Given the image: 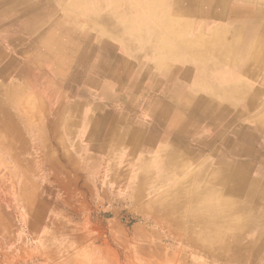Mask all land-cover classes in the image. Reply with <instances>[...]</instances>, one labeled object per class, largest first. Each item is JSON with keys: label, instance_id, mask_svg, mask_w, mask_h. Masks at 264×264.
<instances>
[{"label": "crops", "instance_id": "obj_1", "mask_svg": "<svg viewBox=\"0 0 264 264\" xmlns=\"http://www.w3.org/2000/svg\"><path fill=\"white\" fill-rule=\"evenodd\" d=\"M58 1L52 11L40 14L45 15L43 22L29 21L27 28L24 26L17 32L18 40L28 42L26 47L30 49L21 62L43 64L45 53L53 56L59 46L71 57H85L101 65L104 74L108 68L113 70V77L95 74L97 83L89 84L83 81L91 74L84 65L77 68L79 76L74 81L44 65L50 77L58 81L56 88H63L54 93L56 104L49 126L56 137L63 138L66 153L79 161L91 155L95 160L112 161L116 166L126 164L136 177L140 161L147 164L151 175L168 174L169 169L165 170L162 164L173 146L180 150V182L192 180L193 189L185 185L184 188L193 195L202 173H209L224 154L235 159L244 157L255 167L261 165L259 170L264 176V46L262 49V40H258L264 35V0H225L220 11H213L209 0H182L180 9L165 7L169 0ZM73 3L78 4L82 24L70 19L69 7ZM234 10L237 14H233ZM116 13L133 23L119 25L116 30L110 27L111 23L102 30L84 23L96 15L113 22ZM168 14L180 16V25L184 26L181 39L199 36L211 39L222 31L233 32L232 50L211 45L207 51L198 53L195 47H179L158 20ZM138 17H143L142 23ZM143 23L151 25L155 39L139 38L146 31ZM48 34L54 40L47 46L44 38L48 39ZM126 43L134 48L133 53L127 51ZM6 46L13 47L9 42ZM168 73L173 74L172 81L160 93L152 83ZM216 88L223 90L227 98L212 96ZM169 93L174 98L180 96V133L170 128L173 110L160 122L158 111L149 110L150 100L169 102ZM261 193L257 189L255 215L246 222L248 229L243 234L246 241H240L239 253H232L225 264H264ZM254 239L262 245L261 249L249 247Z\"/></svg>", "mask_w": 264, "mask_h": 264}, {"label": "rangeland", "instance_id": "obj_2", "mask_svg": "<svg viewBox=\"0 0 264 264\" xmlns=\"http://www.w3.org/2000/svg\"><path fill=\"white\" fill-rule=\"evenodd\" d=\"M170 2L174 5L170 7L180 9V0ZM218 2L209 0L213 11L224 6V1ZM72 6L70 19L81 23L78 4ZM176 15L158 20L162 28L168 21L166 30L173 31L170 38L180 47L187 39L180 38L184 26ZM7 43L6 35L0 33V46L18 62L16 68L6 65L0 72V264H225L232 253H239L240 241L245 240L236 235L243 228L227 227L241 216L236 203L228 209L226 222L212 214L204 217L210 229L217 230L214 234L207 224L204 230L190 220L191 200L197 191L222 182L210 170L202 173L193 195L184 185L193 189L194 182H180V168L163 164L168 174L151 175L146 165L133 177L126 164L116 166L91 155L79 161L66 153L63 138L56 137L49 126L54 93L63 88H56L58 81L44 67L74 81L79 76L77 68L84 65L91 74L83 81L89 83L87 77H92V84L97 83L95 74L108 75L112 67L104 74L101 65L91 67L94 63L88 58L71 57L59 46L54 49L57 55L45 54L43 64L23 63L28 53L16 56ZM25 44L18 45L23 48ZM60 51L66 53L63 63L58 61ZM226 181L225 187L234 189L232 180ZM235 192V197L241 194Z\"/></svg>", "mask_w": 264, "mask_h": 264}, {"label": "bare ground", "instance_id": "obj_3", "mask_svg": "<svg viewBox=\"0 0 264 264\" xmlns=\"http://www.w3.org/2000/svg\"><path fill=\"white\" fill-rule=\"evenodd\" d=\"M56 1L57 0H55V1L37 0V2H35V0H0V18H1L0 19V33H3L4 35H6L7 42H9L13 45V50H16V53H15L16 56H17V54L23 55L24 53H28V51L30 50V49H28L29 47L21 48L18 45V44L24 43L23 40H18V38H17L19 30L23 29L24 26L28 25L29 21L41 20L40 22H43L45 15L40 16V14L41 13L43 14V12H45V11H52L54 9L55 4L58 3ZM178 1L179 0H175V4H177ZM213 1H219V2L224 1L225 2V0H213ZM181 2H182V0H180V3ZM51 4H53V5H51ZM222 4H223V2H222ZM222 4L220 6H222ZM158 6H160V5L158 4ZM170 6H174V5L169 0V3L165 7H167L168 9L169 8L171 9L172 7H170ZM70 8H74V7L71 5L69 7V10H70ZM235 13H236V11L234 10L233 14H235ZM48 15H49V13H48ZM173 15H175V14L164 15L163 17L172 19ZM50 16H52V14ZM124 17L125 16L122 14H120V15L115 14V20L112 22L109 19H105L104 17H102L100 15H96V16H93V17H90V18L84 20V23L94 25V26H98L101 30L103 27L105 28L107 25L112 24L110 27H113L114 30H116L119 25L129 26L130 24L133 23V21H131V20L123 19ZM138 18H139V20L142 19V17H138ZM175 18L177 20H179L180 16L176 15ZM47 19H49V18H47ZM4 20H6L7 23H5ZM72 21H75V20H72ZM52 22H53V20H52ZM75 23H79V22L75 21ZM113 24H115L116 26H114ZM163 24L166 25V27L164 26V30L167 33L168 37L172 38L173 31L166 30V29H169L168 21H165V23H163ZM3 25L6 27L5 29L2 27ZM26 28H27V26H26ZM144 28L146 31L144 33L142 32V34L140 35L139 38L140 39H144V38L147 39L148 37L149 38L152 37V39H153V37H154L153 35L155 33L153 34L150 31V29L152 27L149 25H145ZM263 29H264V26H263ZM234 35L235 34L233 32L222 31L218 35H215V34L212 35L211 39H207L205 37L199 36L197 39L183 40L180 43V45L183 46L185 49H191L192 47H195L197 50V48H198L199 49V50H197L198 53L207 51L212 46H216L215 47L216 49H218L220 47L222 50L230 51V50H232L230 45L235 40ZM47 36H49V37H48V39L44 38V43L47 44V46H48L49 45L48 43L51 40H54V38L50 34H48ZM45 37H46V35H45ZM263 37H264V35L262 36V39H258V40H262L261 41L262 49L264 46V38ZM26 43H28V42H26ZM193 43H197V45L193 46ZM26 45L27 44H25V46ZM125 45H126L127 51H130L131 53H133L134 48L131 47V45L128 43H126ZM3 49H4V45L0 46V72L5 69L6 65H10L12 68H16L15 67L16 64L18 65V62L14 59L13 55L10 56V54H8V52H5ZM262 49L260 50L261 52H263ZM45 54L48 56H51L47 53H45ZM65 54L62 51H60L59 59H58L59 63L64 62ZM33 55H31L32 58H34ZM38 55H40V54H38ZM55 55H57V51H55ZM97 66L98 65L94 64V66L92 65L91 67H97ZM158 66H159V64H158ZM154 67H155V65H154ZM156 67H157V65H156ZM112 73H113L112 70L109 71V73H107L108 74L107 76H111ZM172 75H173L172 73H168V75L164 76V78H162L160 81L159 80L153 81L152 84H155V89L161 93L162 88L165 86V84L168 85L172 81L171 80ZM88 81H89V84H92L93 78L87 77V82ZM224 93L225 92L223 90H221L220 88H218V89L216 88L212 91V96L213 95L219 96L223 100L224 98H227L226 94H224ZM161 95H165V94H161ZM168 100H169V102H165V103L150 100L151 105H150L149 110H153V111H155V113H157V111H158L159 114H158L157 120L159 122L164 120L165 117L167 118L169 112L171 110H173L174 112H173V115H172V118L170 121V124L173 126L170 125L171 126L170 128H172L173 132L180 133V103H178V96H177V98H174V94L169 93ZM227 102H228V99H227ZM192 109H194V108H192ZM146 114H147V111H146ZM230 147H231V145H230ZM233 148H234V146H233ZM245 152H247V151L245 150ZM248 153L252 154V150L248 149ZM232 157L233 156L227 157L224 154V155H222V157H220V160H218V163L216 165L211 166V169H210L211 173L218 175L217 177L219 178V180H218L219 182L222 179V182H220V185L215 186L216 183H214L213 185L206 186L205 188L199 189L197 191L198 195L191 200L192 206H191V209L189 211V217H190L191 222L194 224V226L199 225L200 229L202 228L205 230L206 224L208 225V228L210 229L209 223H207V222L205 223L203 220H204V217L207 218V216L211 215V214H212V217L220 218L221 221L223 220L224 222H226L227 219H229L228 209L233 204L236 203L239 206V209L241 210V216L239 218H241L243 220L240 223H238L240 221L239 218H234V219H232V221L230 220L231 222L227 223V227L230 229L241 227L244 229V230L243 229L241 230V234H242V232L244 233V231H246V229H248L247 228L248 223H246V222H247L249 216L253 217V212L255 215V206L257 207V204H258L257 198H255V196L257 195V189H260V191L262 192L259 204L262 207H264V201H263L264 183L262 184L261 181L259 180V177H258V175L260 173L259 168H261V165H260V167H257V166L255 167L254 165L250 164L246 160H243L242 158H244V157H242V158L240 157L239 159H241V160H234V159H232ZM254 161H256V160H254ZM141 162L142 161H140L138 163L137 169L143 170L146 168L147 164H143V163L141 164ZM164 165L166 167H171L173 170L179 169L180 168V151L173 149V148H170L169 152L167 154V160L164 161ZM220 165H222V166L219 167ZM224 167H226L227 169H223ZM140 173H142V172H140ZM138 175H139V173H138ZM226 180H232L233 188L236 190L231 189V187H225V185L227 183ZM234 181H235V184H234ZM235 191H240L241 194L237 195L235 197V194H236ZM186 202H187V200L181 202L180 207H184ZM174 209H176L175 206H174ZM261 210H263V209L261 208ZM260 216L264 217V213L261 212ZM257 224H259V223H257ZM210 230H211L210 232L212 234H214L213 232H217V230H212V229H210ZM211 233H207V236L209 237V235ZM241 234L239 236L236 235V238L241 237V239H244L246 241L245 236H242ZM258 244H259V242L256 241V239H254V240L250 241L249 246L252 248L254 246L258 247Z\"/></svg>", "mask_w": 264, "mask_h": 264}]
</instances>
